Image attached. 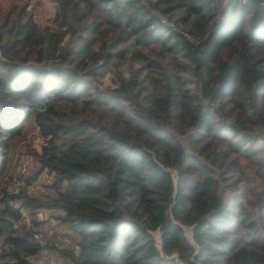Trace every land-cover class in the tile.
<instances>
[{
    "label": "trees",
    "instance_id": "16d2710c",
    "mask_svg": "<svg viewBox=\"0 0 264 264\" xmlns=\"http://www.w3.org/2000/svg\"><path fill=\"white\" fill-rule=\"evenodd\" d=\"M33 1L0 10V195L28 122L53 180L4 194L0 264H264V0Z\"/></svg>",
    "mask_w": 264,
    "mask_h": 264
},
{
    "label": "rangeland",
    "instance_id": "374dc122",
    "mask_svg": "<svg viewBox=\"0 0 264 264\" xmlns=\"http://www.w3.org/2000/svg\"><path fill=\"white\" fill-rule=\"evenodd\" d=\"M10 6V0H0V10L8 9ZM28 14H32L34 19L39 23H48L46 22L48 19H51L53 14V3L52 0H34L27 7ZM103 82L100 84L102 87H110L114 86V83L111 79V76H107L103 78ZM33 122V121H32ZM28 122L30 126H28V130L26 132L25 137H23L18 143H16L10 152V157L12 159V167L10 168L9 179L16 175L20 168L25 166L27 170V175H32L35 173L36 169L39 167L38 161L36 158L31 155L29 149L36 146V139H40L36 135V130L32 127L33 123ZM53 177L47 173L41 175L37 181L33 183H29L31 185V193L36 194L38 196L44 195L45 193H50L49 184L52 182ZM7 180L4 181V184H7ZM19 207V204H15ZM1 207V206H0ZM1 209V208H0ZM1 211V210H0ZM25 214V218L19 226V233H23L25 230L31 229V220L29 219V215L26 211H23ZM58 214H63V211H59ZM41 226L36 228V232L40 231L41 240H44V237L47 239H51L54 243V246H69V242L66 237L63 236L64 233L70 232L71 230L67 224L62 223L60 220H55L54 217L50 218V214L48 211L44 210L43 214H41ZM39 230V231H37ZM189 233V231H188ZM54 246H51L54 249ZM3 245L0 244V249ZM54 256L56 258V264L60 262V258H58L56 254V250L53 251ZM34 264H38L35 259L32 260Z\"/></svg>",
    "mask_w": 264,
    "mask_h": 264
},
{
    "label": "built area",
    "instance_id": "2783aa9c",
    "mask_svg": "<svg viewBox=\"0 0 264 264\" xmlns=\"http://www.w3.org/2000/svg\"><path fill=\"white\" fill-rule=\"evenodd\" d=\"M166 23L170 24L166 19L164 20ZM174 26L173 23H171ZM27 170L25 166L20 168L16 175H14L6 184L5 191L0 195V208L7 206V201L3 200L4 194H19L23 189L31 188V185L28 184L26 180ZM12 206H16L13 201L10 202ZM34 237L36 239L41 240L40 232H35ZM42 241V240H41ZM43 242V241H42ZM38 264H56V258L52 249L43 243V247L34 257Z\"/></svg>",
    "mask_w": 264,
    "mask_h": 264
}]
</instances>
